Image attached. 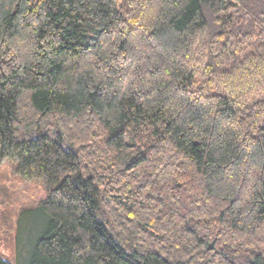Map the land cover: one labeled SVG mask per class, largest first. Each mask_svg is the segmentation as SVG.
Wrapping results in <instances>:
<instances>
[{"label":"trees","instance_id":"1","mask_svg":"<svg viewBox=\"0 0 264 264\" xmlns=\"http://www.w3.org/2000/svg\"><path fill=\"white\" fill-rule=\"evenodd\" d=\"M0 162L19 264H264V0H0Z\"/></svg>","mask_w":264,"mask_h":264},{"label":"rangeland","instance_id":"2","mask_svg":"<svg viewBox=\"0 0 264 264\" xmlns=\"http://www.w3.org/2000/svg\"><path fill=\"white\" fill-rule=\"evenodd\" d=\"M10 162H0V257L19 264L28 257L33 241L41 231L40 220L30 210L45 199L40 183H25L14 175ZM1 215L6 217V221Z\"/></svg>","mask_w":264,"mask_h":264}]
</instances>
